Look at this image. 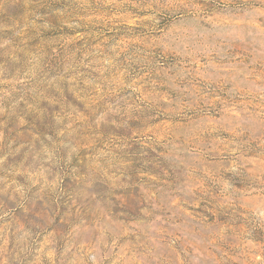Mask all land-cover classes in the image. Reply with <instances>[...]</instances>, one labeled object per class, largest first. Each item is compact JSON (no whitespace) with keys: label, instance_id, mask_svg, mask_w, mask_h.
Wrapping results in <instances>:
<instances>
[{"label":"rangeland","instance_id":"obj_1","mask_svg":"<svg viewBox=\"0 0 264 264\" xmlns=\"http://www.w3.org/2000/svg\"><path fill=\"white\" fill-rule=\"evenodd\" d=\"M0 264H264V0H0Z\"/></svg>","mask_w":264,"mask_h":264}]
</instances>
